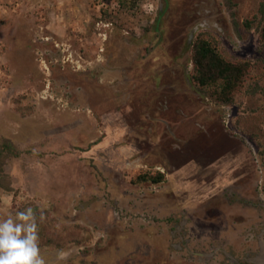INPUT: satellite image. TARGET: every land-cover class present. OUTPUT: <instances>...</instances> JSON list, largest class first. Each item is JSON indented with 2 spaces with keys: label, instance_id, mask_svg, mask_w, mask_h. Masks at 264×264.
I'll use <instances>...</instances> for the list:
<instances>
[{
  "label": "rangeland",
  "instance_id": "1",
  "mask_svg": "<svg viewBox=\"0 0 264 264\" xmlns=\"http://www.w3.org/2000/svg\"><path fill=\"white\" fill-rule=\"evenodd\" d=\"M232 1L0 0V220L37 211L47 264H264L262 0ZM201 30L263 58L237 103L191 80Z\"/></svg>",
  "mask_w": 264,
  "mask_h": 264
},
{
  "label": "trees",
  "instance_id": "2",
  "mask_svg": "<svg viewBox=\"0 0 264 264\" xmlns=\"http://www.w3.org/2000/svg\"><path fill=\"white\" fill-rule=\"evenodd\" d=\"M123 5H134L137 0H120ZM228 3L233 22L238 29L240 26L237 20L234 4L232 0ZM243 26L248 31H257L261 45L259 50L264 48V0L261 1L258 12L251 18L243 21ZM191 55L193 70L191 80L195 86L202 88L206 94L217 103H237V95L248 85L253 78V72L257 68L262 57L254 59L232 58L225 55L219 49V40L215 33L208 30L199 31L191 42ZM260 89L258 85L250 87L249 91L256 93ZM22 150L18 148L8 138L0 139V193H15L11 186V178L5 173V164L12 157H19ZM166 178L162 171L156 173H143L137 176L138 182L159 183ZM35 216L37 218V211ZM51 240V239H49ZM48 240V241H49Z\"/></svg>",
  "mask_w": 264,
  "mask_h": 264
},
{
  "label": "clouds",
  "instance_id": "3",
  "mask_svg": "<svg viewBox=\"0 0 264 264\" xmlns=\"http://www.w3.org/2000/svg\"><path fill=\"white\" fill-rule=\"evenodd\" d=\"M0 264H47L33 208L0 220Z\"/></svg>",
  "mask_w": 264,
  "mask_h": 264
},
{
  "label": "water",
  "instance_id": "4",
  "mask_svg": "<svg viewBox=\"0 0 264 264\" xmlns=\"http://www.w3.org/2000/svg\"><path fill=\"white\" fill-rule=\"evenodd\" d=\"M223 251H225L228 255H230L225 249H223ZM231 256V255H230Z\"/></svg>",
  "mask_w": 264,
  "mask_h": 264
}]
</instances>
